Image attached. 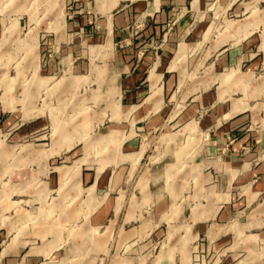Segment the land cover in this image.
I'll use <instances>...</instances> for the list:
<instances>
[{
  "label": "rangeland",
  "instance_id": "1",
  "mask_svg": "<svg viewBox=\"0 0 264 264\" xmlns=\"http://www.w3.org/2000/svg\"><path fill=\"white\" fill-rule=\"evenodd\" d=\"M71 9L66 0H0V264H264V246L252 239L249 247L244 241L216 246L203 235L194 237L191 227L172 226L166 191L147 195L130 223L121 225L130 204L144 197L137 183L148 167L155 169L150 155L160 151L165 130L126 113L116 98L106 34L89 41L91 30H69ZM204 18L196 40L199 59L211 62L214 49L240 42L264 47V0H214ZM183 60L179 53L173 62ZM215 70L202 66L186 74L167 101L176 121L200 126L201 143L221 122L218 108L230 102L192 99L194 79ZM247 102L252 124L260 126L264 97ZM131 140L149 147L132 165L125 159L138 149H128ZM97 166L108 183L98 193L81 177ZM63 169L67 180L59 178ZM118 172L121 185L114 187ZM187 187L189 194L193 182ZM116 200L121 210L96 225L97 211Z\"/></svg>",
  "mask_w": 264,
  "mask_h": 264
},
{
  "label": "crops",
  "instance_id": "2",
  "mask_svg": "<svg viewBox=\"0 0 264 264\" xmlns=\"http://www.w3.org/2000/svg\"><path fill=\"white\" fill-rule=\"evenodd\" d=\"M212 1L66 0L73 9L65 23L69 30H91L89 41H101L106 34L115 70L116 98L137 122L148 121V126L165 130L160 151L150 155L155 169L148 167L137 183L144 197L130 204L121 225L130 223L136 204L147 195L166 191L170 194L171 219L165 211L162 217L167 216L172 226L191 227L194 237L203 235L206 242L216 246L244 241L242 246L249 247V239L264 246V123L252 124L253 115L246 112L252 109L247 100L264 97V47L240 42L214 49L211 62L206 57L197 58V36L208 21H204V10ZM136 24L140 27L133 33ZM113 45L119 48L114 50ZM179 53L184 60L174 64ZM212 65L218 71L211 72L207 79H194L192 99L203 95L230 102L218 108L221 122L201 143L200 126L192 121H176L177 112L167 106V101L176 96V88L186 74L193 75L198 68ZM207 90L210 92L206 95ZM137 146L134 140L128 143V149ZM137 148L125 155L131 165L149 150L146 145ZM116 153L113 159L118 160L121 156ZM79 169H74L77 175ZM98 169L99 166L94 172H81L87 189L96 193L108 185ZM69 177L64 169L59 173L61 180ZM165 179L172 181V186L158 183ZM121 181L122 174L118 172L112 185L118 187ZM190 181L192 192L186 194ZM158 207L162 212L163 204ZM120 210L117 200L113 207L107 203L94 215V223L100 224L111 211ZM255 229L258 231L248 233Z\"/></svg>",
  "mask_w": 264,
  "mask_h": 264
},
{
  "label": "built area",
  "instance_id": "3",
  "mask_svg": "<svg viewBox=\"0 0 264 264\" xmlns=\"http://www.w3.org/2000/svg\"><path fill=\"white\" fill-rule=\"evenodd\" d=\"M139 25L138 24H136L135 26H133V29H132V32L133 33H137L138 32V30H139Z\"/></svg>",
  "mask_w": 264,
  "mask_h": 264
},
{
  "label": "bare ground",
  "instance_id": "4",
  "mask_svg": "<svg viewBox=\"0 0 264 264\" xmlns=\"http://www.w3.org/2000/svg\"><path fill=\"white\" fill-rule=\"evenodd\" d=\"M183 51V50H182Z\"/></svg>",
  "mask_w": 264,
  "mask_h": 264
}]
</instances>
